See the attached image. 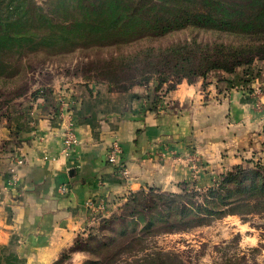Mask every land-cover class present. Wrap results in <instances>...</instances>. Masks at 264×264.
<instances>
[{"label":"crops","instance_id":"obj_1","mask_svg":"<svg viewBox=\"0 0 264 264\" xmlns=\"http://www.w3.org/2000/svg\"><path fill=\"white\" fill-rule=\"evenodd\" d=\"M255 82L183 80L159 109L147 107V88H69L61 116L58 97L39 96L0 122V264H81L77 241L104 218L90 201L116 209L141 189H198L226 166L264 161ZM71 123L78 142L67 152ZM116 141L120 160L112 164Z\"/></svg>","mask_w":264,"mask_h":264},{"label":"trees","instance_id":"obj_2","mask_svg":"<svg viewBox=\"0 0 264 264\" xmlns=\"http://www.w3.org/2000/svg\"><path fill=\"white\" fill-rule=\"evenodd\" d=\"M62 11L66 18L61 19ZM187 26L233 34L241 40L211 44L194 39L143 48L129 57L133 58L131 67L143 71L139 83L153 75H167L165 71L192 83L195 80H190V76L205 77L215 69L233 72L257 57L264 58V0H48L46 5L36 0H0V76L12 72L14 62L5 60L11 54L20 56L81 41L132 42ZM232 168L219 174L222 180L204 194L187 189L156 192L152 187L149 195L145 189L133 192L126 202L133 206L132 210L107 223L125 220V225L135 229L138 223L146 221L143 214L135 217L141 213L137 206L143 202L149 211L157 209L161 219L176 216L178 224L172 223L171 227L180 230L206 224L213 216L264 212V161H248ZM148 196L150 204L145 201ZM197 196H203V201H197ZM154 217L151 214L142 230L151 231ZM163 256L160 252L150 253L127 264H176L175 257ZM104 263L117 264L113 256Z\"/></svg>","mask_w":264,"mask_h":264},{"label":"rangeland","instance_id":"obj_3","mask_svg":"<svg viewBox=\"0 0 264 264\" xmlns=\"http://www.w3.org/2000/svg\"><path fill=\"white\" fill-rule=\"evenodd\" d=\"M36 1L46 5L48 0ZM62 13L64 15L61 19L66 18V12ZM194 39L211 44L237 43L241 40L233 34L187 26L162 35L143 36L132 42L126 39L81 41L66 46H51L20 56L8 55L5 60L14 63L12 72L0 76V122L11 119L13 114L23 108L33 106L32 101L39 96H51L54 100L58 97V103L68 105L65 89L69 88L119 93L135 89L142 92L147 88L151 91L148 96L145 95L149 98L147 107L159 109L160 102H167L169 99V92L187 78L165 71L167 75H153L150 80L139 83L143 71L132 68L133 58L129 57L149 46H169ZM190 78L195 81L203 80L205 85L213 80L228 84H247L255 80L259 84L255 89V96L259 107H264V58L257 57L250 64L236 67L233 72L215 69L209 71L205 77L196 75ZM255 160L259 162L260 157ZM224 168H227L224 173L234 170L232 167ZM192 180L200 182L194 176ZM221 180L222 176H217L210 186L202 185L198 189L192 186L187 191L194 190L204 194ZM145 190L149 195V188ZM147 198L145 201L151 200L149 196ZM197 201H203V196H197ZM126 202L116 209L109 210L106 207L105 212H98L104 218L93 225L87 235L78 239L76 248L84 251L81 264H92L89 263L91 260L105 264L112 256L117 264H127L128 261L157 252L163 253L166 259L168 258L165 255L175 257L176 264H264V212L213 216L206 224L180 230L171 227L172 223L175 226L178 224L176 216L169 215L161 219L157 209L152 208L149 211L143 202L137 206L141 213H136L135 217L143 214L146 216L145 222H148L151 214L155 215V225L151 231L142 230L146 224L143 221L135 229L132 225H125V220L116 224L107 223L113 217L132 210L133 206L126 205ZM104 219L105 225L102 223ZM123 228H126L125 232H122Z\"/></svg>","mask_w":264,"mask_h":264},{"label":"built area","instance_id":"obj_4","mask_svg":"<svg viewBox=\"0 0 264 264\" xmlns=\"http://www.w3.org/2000/svg\"><path fill=\"white\" fill-rule=\"evenodd\" d=\"M64 104H61L60 106V112H59V116L62 115V110L63 109ZM63 139H64V150L67 152H70L73 147L77 144L78 142V136L76 133V130L74 129V127L72 126V123L70 125H68L65 130L63 131ZM120 153H121V146L120 144L116 141L112 144L111 148L109 149V152L107 154V160L112 163V164H118L119 160H120ZM18 162H22L21 159H18ZM15 179H13V181H11V183L13 184V182L15 183ZM63 191L67 190L66 186L62 187ZM91 208L93 209V211L95 212H105L106 206L105 204H100L97 205L96 202L94 201H90L89 202Z\"/></svg>","mask_w":264,"mask_h":264}]
</instances>
